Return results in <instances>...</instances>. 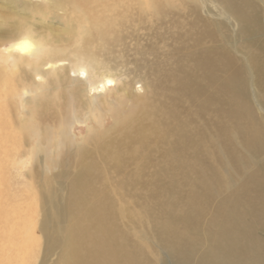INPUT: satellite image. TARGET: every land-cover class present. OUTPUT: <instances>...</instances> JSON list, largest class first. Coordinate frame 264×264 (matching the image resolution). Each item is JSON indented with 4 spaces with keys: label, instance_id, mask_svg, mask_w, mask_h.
Instances as JSON below:
<instances>
[{
    "label": "bare ground",
    "instance_id": "6f19581e",
    "mask_svg": "<svg viewBox=\"0 0 264 264\" xmlns=\"http://www.w3.org/2000/svg\"><path fill=\"white\" fill-rule=\"evenodd\" d=\"M61 2L72 9L71 46L34 40L30 29L14 42L31 39V72L48 67L53 85H63L66 77L56 73L53 59L70 53L71 72L83 71L94 81L105 76L116 48L139 25L134 15L141 19L152 11L164 20L166 7L196 4ZM211 2L226 19L204 17L196 6L190 30L177 37L186 44L173 63L158 62L155 46L136 47L139 66L155 76L152 95L138 97L124 84L118 89L124 99L116 98V105L102 101L106 108L83 102L78 83L70 91L56 87L54 100H38L32 120L18 126L22 145L18 140L15 152L34 157L40 264H264V117L250 90L261 89L257 102L264 109V41L256 39L264 33L263 9L257 0ZM216 45L231 47L232 59ZM146 54L156 57L153 66ZM44 55L53 63H45ZM234 55L247 63L235 66ZM8 57L16 69L24 64L13 52ZM76 123L88 125L81 141L72 134ZM151 168L156 184L148 176ZM44 172L53 178H43ZM2 201L0 242L5 231L13 234L11 224L19 225ZM19 244L12 247L26 249L24 239L22 249Z\"/></svg>",
    "mask_w": 264,
    "mask_h": 264
},
{
    "label": "rangeland",
    "instance_id": "374dc122",
    "mask_svg": "<svg viewBox=\"0 0 264 264\" xmlns=\"http://www.w3.org/2000/svg\"><path fill=\"white\" fill-rule=\"evenodd\" d=\"M211 1L196 0V4L188 3V6L181 7L178 11L176 10L177 5H175V8L166 7L163 14L164 20H159L152 11H149L150 15L143 16L142 20L134 15L139 25L134 30L132 29L131 36L127 35L124 46L116 48L117 55L112 57L109 63L110 68L105 72V76L94 81H91L88 74L83 71L71 72L70 68L74 63L70 53L66 57L55 58L54 61L44 55L43 61L45 63H57V69L59 70L56 73L62 77H67H65L63 85L58 83L53 85L52 79L55 74L54 72L48 74V67L41 68L42 70L33 74L29 66L31 63L29 55L13 52L25 64L16 69L12 59L8 57L9 53L2 49L13 45L19 36L24 35L21 32L27 29L31 30L29 37L46 42L49 46H71L75 40L71 32L72 28L75 27L72 23L71 6L61 2V0H58V2L56 0H0V138L5 134L9 138L10 135L12 136V140L8 142L0 140V201L7 202L6 207L11 211L10 219L19 223L16 227L11 224L13 234H11V231L4 232L5 241L0 242V264H23V262L24 264H40V259H37L36 256L39 250V238L42 234L39 223L37 227L35 223L36 220L42 217V213L40 202L38 203L39 198L35 187V179H33L32 163L34 157L15 152L19 140L16 136L19 134L17 128L22 123L32 120L30 115L35 110V103L43 99L45 95H51L53 101L56 95L54 91L56 87L58 89L64 87L70 91L75 83L80 84L82 91H84L83 102L95 103L94 105H101L103 104L102 101L114 104L116 98L124 99V92L118 91L119 88L126 87L124 84L134 87V95L138 97L152 95V86L150 85L155 82V76L150 69L139 66L140 56L136 53V47L150 49L155 46L158 62H163V65L168 61L173 63L177 56H181L177 49L186 44L183 39L178 40V38L190 30L189 24L190 21L195 19L193 9L196 6L204 17L209 15L214 19H226L223 14L221 15L217 5ZM257 1L263 9L262 18L264 23V2L262 0ZM199 2L200 4H198ZM210 9L214 11L213 14L209 12ZM217 11H219L218 15ZM177 23L182 25L179 29L175 25ZM232 29L233 33L237 32V28L232 27ZM256 39L258 42L264 41V33L257 36ZM216 47H221L220 52L232 59L233 55L229 52L231 47L227 45H216ZM173 54L175 56L172 58ZM145 56L148 64L153 66L156 57L153 54H146ZM234 58L238 61V63H235L237 67L247 63L240 56L234 55ZM63 59L64 61H61ZM65 67L69 71L65 70ZM23 76L28 77L29 81L22 79ZM78 77L82 79V84L76 82ZM251 88H253L250 89L252 102L256 107V111L264 117V109L257 102L261 89ZM102 107H106V105ZM75 126L77 129L72 131V134H75L78 141H81L87 136L88 125L76 123ZM81 129L82 132L80 133ZM18 142L22 145V141L19 140ZM4 151L8 152L5 153ZM25 151L28 150L25 149ZM46 172L41 173L43 178H53V173ZM148 176L156 184L155 168L148 170ZM21 216H24L22 220ZM35 238H37V241H35ZM23 239L27 242L26 249L20 252L17 247H12L14 241L23 244ZM20 244L18 248L22 249Z\"/></svg>",
    "mask_w": 264,
    "mask_h": 264
},
{
    "label": "clouds",
    "instance_id": "9594fccd",
    "mask_svg": "<svg viewBox=\"0 0 264 264\" xmlns=\"http://www.w3.org/2000/svg\"><path fill=\"white\" fill-rule=\"evenodd\" d=\"M33 48V42L27 36L23 37L20 41L14 43L6 49H2L8 53L16 52L20 54H27Z\"/></svg>",
    "mask_w": 264,
    "mask_h": 264
}]
</instances>
